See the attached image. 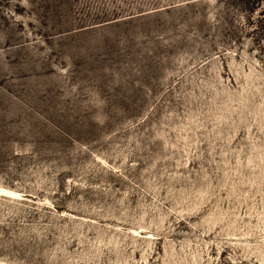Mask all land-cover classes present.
Segmentation results:
<instances>
[{
  "label": "rangeland",
  "instance_id": "obj_1",
  "mask_svg": "<svg viewBox=\"0 0 264 264\" xmlns=\"http://www.w3.org/2000/svg\"><path fill=\"white\" fill-rule=\"evenodd\" d=\"M0 264H264V0H0Z\"/></svg>",
  "mask_w": 264,
  "mask_h": 264
},
{
  "label": "bare ground",
  "instance_id": "obj_2",
  "mask_svg": "<svg viewBox=\"0 0 264 264\" xmlns=\"http://www.w3.org/2000/svg\"><path fill=\"white\" fill-rule=\"evenodd\" d=\"M0 193L10 194V195H14V196H18L19 195L18 192H15L13 190H9V189H6V188H0Z\"/></svg>",
  "mask_w": 264,
  "mask_h": 264
}]
</instances>
